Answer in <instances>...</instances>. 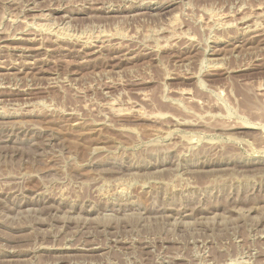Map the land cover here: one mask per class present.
<instances>
[{
  "label": "rangeland",
  "instance_id": "374dc122",
  "mask_svg": "<svg viewBox=\"0 0 264 264\" xmlns=\"http://www.w3.org/2000/svg\"><path fill=\"white\" fill-rule=\"evenodd\" d=\"M0 141V264H264V0H0Z\"/></svg>",
  "mask_w": 264,
  "mask_h": 264
},
{
  "label": "bare ground",
  "instance_id": "6f19581e",
  "mask_svg": "<svg viewBox=\"0 0 264 264\" xmlns=\"http://www.w3.org/2000/svg\"><path fill=\"white\" fill-rule=\"evenodd\" d=\"M109 13V12H108ZM23 38V37H22ZM26 40V39H25ZM18 42V41H17ZM20 50V49H19ZM3 139V138H2ZM0 142H3V141H0ZM16 204V203H15ZM67 242V241H66ZM96 246V245H95ZM69 247V246H68ZM90 247V246H89ZM91 247H92V245H91ZM87 248V247H86ZM64 249V248H63ZM84 249V248H83ZM83 249H78L77 251H79V250H82L81 251V253L84 251ZM66 251H70L71 249L69 248H67V249H65ZM100 250V248H88V250H85V252H89V253H92V252H95V251H99ZM6 261V260H5ZM2 264V263H1Z\"/></svg>",
  "mask_w": 264,
  "mask_h": 264
}]
</instances>
